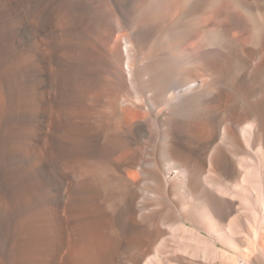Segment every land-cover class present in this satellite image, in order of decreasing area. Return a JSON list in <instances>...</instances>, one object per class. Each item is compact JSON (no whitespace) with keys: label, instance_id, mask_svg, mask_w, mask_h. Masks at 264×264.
Segmentation results:
<instances>
[{"label":"bare ground","instance_id":"6f19581e","mask_svg":"<svg viewBox=\"0 0 264 264\" xmlns=\"http://www.w3.org/2000/svg\"><path fill=\"white\" fill-rule=\"evenodd\" d=\"M0 264H264V0H0Z\"/></svg>","mask_w":264,"mask_h":264}]
</instances>
